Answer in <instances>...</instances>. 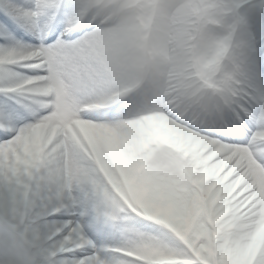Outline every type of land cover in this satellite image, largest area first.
Wrapping results in <instances>:
<instances>
[{
    "label": "snow or ice",
    "instance_id": "snow-or-ice-1",
    "mask_svg": "<svg viewBox=\"0 0 264 264\" xmlns=\"http://www.w3.org/2000/svg\"><path fill=\"white\" fill-rule=\"evenodd\" d=\"M0 7V264H264V0H225L217 87L173 126L111 98L85 0Z\"/></svg>",
    "mask_w": 264,
    "mask_h": 264
},
{
    "label": "bare ground",
    "instance_id": "bare-ground-1",
    "mask_svg": "<svg viewBox=\"0 0 264 264\" xmlns=\"http://www.w3.org/2000/svg\"><path fill=\"white\" fill-rule=\"evenodd\" d=\"M197 1L116 0L104 7L111 14L104 27L90 16L89 24L94 30L89 43L103 64L111 91L142 76L144 87L151 90L146 95L142 88L134 99L112 98L141 114L139 120L132 122L133 126H173L169 110L190 106L191 99L183 96L192 89L187 84L199 87L203 80L217 81L230 44L227 10L195 5ZM6 3L7 0H0V4ZM119 4L129 5L118 10ZM174 4L178 5L172 9ZM4 30L11 33L7 25L0 27V34ZM212 37L217 39L215 44L211 43ZM2 39H6L4 34ZM175 98L183 101L181 107ZM89 235L99 243L115 244L121 239L111 229L90 230Z\"/></svg>",
    "mask_w": 264,
    "mask_h": 264
},
{
    "label": "rangeland",
    "instance_id": "rangeland-1",
    "mask_svg": "<svg viewBox=\"0 0 264 264\" xmlns=\"http://www.w3.org/2000/svg\"><path fill=\"white\" fill-rule=\"evenodd\" d=\"M224 0H198L197 2H195V5L197 4H201L202 6H205L206 8H209V7H212L213 9L215 8H219L220 10L224 9L225 7V4L222 5V2ZM178 4H174L171 6V8L173 9L174 7H176ZM222 5V6H221ZM124 7V6H123ZM136 20H139V18L136 16ZM188 22V21H187ZM216 38L215 37H212L211 38V43L212 44H215L216 42ZM206 82H210L209 80L206 81Z\"/></svg>",
    "mask_w": 264,
    "mask_h": 264
}]
</instances>
